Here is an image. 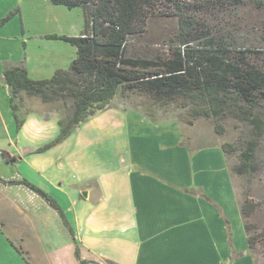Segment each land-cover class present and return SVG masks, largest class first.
<instances>
[{
    "label": "crops",
    "instance_id": "obj_1",
    "mask_svg": "<svg viewBox=\"0 0 264 264\" xmlns=\"http://www.w3.org/2000/svg\"><path fill=\"white\" fill-rule=\"evenodd\" d=\"M60 8L0 0V19L16 11L0 28V264H82L77 245L86 264H256L223 143L111 108L39 152L58 136L59 116L27 96L17 130L4 67L35 80L69 69L76 47L47 35L79 36L85 19ZM23 179L58 201L73 231Z\"/></svg>",
    "mask_w": 264,
    "mask_h": 264
},
{
    "label": "trees",
    "instance_id": "obj_2",
    "mask_svg": "<svg viewBox=\"0 0 264 264\" xmlns=\"http://www.w3.org/2000/svg\"><path fill=\"white\" fill-rule=\"evenodd\" d=\"M55 6L81 8L85 26L81 35L52 34L76 47V58L69 69L58 70L51 78L32 79L24 66L5 65L3 78L11 92V109L17 130L24 124L23 96L35 97L44 104L59 100L72 102L70 113L59 117L60 132L51 142L38 149L45 152L64 142L83 123L111 108L118 97L131 94L146 96L160 107L176 105L189 108L184 122L211 120L218 134L224 133L222 122L233 118L250 123L257 130L240 151V163L230 167L231 175L251 173L264 132V64L254 59L264 54L242 44L234 31H226L219 21L223 12L231 9L228 0H48ZM238 1L234 4L237 7ZM257 4L264 7L261 1ZM158 14L177 18V31L165 48L154 54H131L137 36H142L149 20ZM16 11L0 19V28ZM235 29V27H231ZM123 110H130L124 108ZM143 114V113H141ZM159 123L152 113L143 114ZM223 151L228 157L237 151L235 144L225 142ZM19 162V157H9ZM14 183V182H12ZM23 184L57 210L65 224L72 228L58 201L27 179ZM192 194L200 190L185 189ZM251 254L264 253V229L249 221L257 205L246 200L240 204ZM76 256L82 264L80 247ZM93 264H116L113 261Z\"/></svg>",
    "mask_w": 264,
    "mask_h": 264
},
{
    "label": "rangeland",
    "instance_id": "obj_3",
    "mask_svg": "<svg viewBox=\"0 0 264 264\" xmlns=\"http://www.w3.org/2000/svg\"><path fill=\"white\" fill-rule=\"evenodd\" d=\"M232 3L231 9L220 14L219 21L226 31H236L242 44L264 51V7L256 1L264 0H228ZM239 2L234 8L233 3ZM69 11L68 8H60ZM81 11L72 10L73 15ZM75 16H72L73 18ZM70 18V19H71ZM235 27V29H231ZM177 31V18L174 16H153L142 36H137L132 43L131 54H154L157 50L166 47L167 42ZM258 64H264V54L256 59ZM48 112L65 117L70 113L72 102L70 100H59L47 104ZM116 108H128L143 114L152 113L160 122H184L189 116V108H177L176 105L160 107L146 96L131 94L127 97L118 96L112 103ZM224 133L218 134L211 120L199 118L194 120L192 125L193 133L200 139V143L208 141H218L221 143L230 142L236 145L237 151L228 157L230 167L240 163V151L244 148L246 141L251 139L257 130L250 123H243L233 118H227L222 122ZM264 130V129H263ZM68 178V175L65 174ZM233 183L237 193L239 203L246 200L253 201L257 205V210L249 218L259 231L264 229V132L260 138L259 148L256 153L255 168L251 173L244 175H233ZM256 264H264V253L259 251L255 254Z\"/></svg>",
    "mask_w": 264,
    "mask_h": 264
},
{
    "label": "water",
    "instance_id": "obj_4",
    "mask_svg": "<svg viewBox=\"0 0 264 264\" xmlns=\"http://www.w3.org/2000/svg\"><path fill=\"white\" fill-rule=\"evenodd\" d=\"M84 195L86 196L87 194H86V193H84Z\"/></svg>",
    "mask_w": 264,
    "mask_h": 264
}]
</instances>
